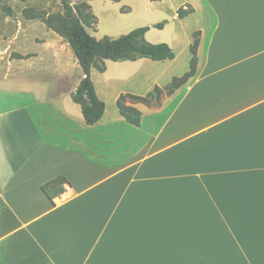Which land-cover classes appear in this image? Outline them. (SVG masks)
I'll return each instance as SVG.
<instances>
[{
	"label": "crops",
	"instance_id": "0c3cea01",
	"mask_svg": "<svg viewBox=\"0 0 264 264\" xmlns=\"http://www.w3.org/2000/svg\"><path fill=\"white\" fill-rule=\"evenodd\" d=\"M157 3L171 16L146 36L175 58L92 69L106 103L94 125L55 32L0 63V264H264V0ZM184 25L197 27L182 37ZM197 31L196 76L159 105L132 104L142 121L129 124L119 97L188 72ZM59 176L70 184L52 202L42 187Z\"/></svg>",
	"mask_w": 264,
	"mask_h": 264
},
{
	"label": "trees",
	"instance_id": "16d2710c",
	"mask_svg": "<svg viewBox=\"0 0 264 264\" xmlns=\"http://www.w3.org/2000/svg\"><path fill=\"white\" fill-rule=\"evenodd\" d=\"M19 1L28 2L33 0ZM1 2L2 0H0ZM59 2L64 9V14L56 13L47 16L41 15L33 9H28L25 10V15L31 20H42L49 30L63 38L70 46L84 76L71 97L75 103L81 105L88 125L99 122L106 110V103L97 95L91 76L92 69H96L100 73L105 72L107 60L134 62L145 58L152 61H165L173 60L176 56L169 44H154L146 39V34L151 30L149 26L137 28L119 38L105 36L102 39H97L87 31V27H92L98 23V18L85 0H78L76 5H73L69 0H59ZM5 10L12 13V9L9 7ZM193 12L194 9L191 7L187 9L182 7L178 10V16L183 19ZM165 24L166 22L158 23L154 27L163 30ZM200 35V31L193 34V43L190 47L192 57L188 72L180 77H174L170 84L163 88L156 86L153 91L145 96L127 93L119 97L117 101L118 109L129 124L140 126L142 121V112L132 104L159 105L166 96L172 95L196 76ZM15 57L24 59L20 54H16ZM69 184L65 177L59 176L43 185L42 189L47 197L54 202L55 199L60 198L66 192V186Z\"/></svg>",
	"mask_w": 264,
	"mask_h": 264
},
{
	"label": "rangeland",
	"instance_id": "374dc122",
	"mask_svg": "<svg viewBox=\"0 0 264 264\" xmlns=\"http://www.w3.org/2000/svg\"><path fill=\"white\" fill-rule=\"evenodd\" d=\"M69 1L73 5L78 2V0ZM85 1L89 4L88 0ZM157 1L159 0H92L94 10L92 12L98 18V23L92 27H87V31L97 39H102L105 36L119 38L137 28L149 26L151 27L149 38H152L153 33L163 31L155 28L154 25L162 22L167 23L171 16L168 5L158 4ZM8 7L12 9V13L5 10ZM28 9H33L37 13L47 16L56 13L64 14V9L59 0H33L28 2L2 0L0 3V63L2 65H7L8 60L16 58V51L30 52L38 50L39 46L35 44V41L54 39L51 36L52 32L42 20L27 18L25 10ZM196 27V25H184L179 28V34L182 37H187L191 30ZM58 39L63 43L66 42L63 38L58 37ZM60 49L64 53L63 47ZM64 55L66 57V53ZM106 63L110 66L115 65L116 62L107 60ZM79 74V71H73L72 76L76 78ZM35 78L40 81L47 80V77L42 74L33 77V79ZM67 84H70V80Z\"/></svg>",
	"mask_w": 264,
	"mask_h": 264
}]
</instances>
